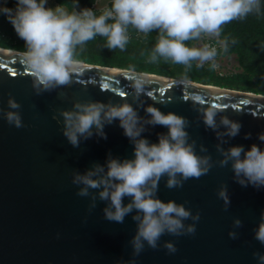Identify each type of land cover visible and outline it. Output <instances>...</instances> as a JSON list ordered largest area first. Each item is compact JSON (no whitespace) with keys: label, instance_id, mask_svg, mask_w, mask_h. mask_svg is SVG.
<instances>
[{"label":"clouds","instance_id":"9594fccd","mask_svg":"<svg viewBox=\"0 0 264 264\" xmlns=\"http://www.w3.org/2000/svg\"><path fill=\"white\" fill-rule=\"evenodd\" d=\"M48 5L49 0H16L14 9L0 6V14L8 18L18 38L24 41L20 60L37 96L83 77L86 66L79 53L89 42L99 37L105 42L104 48L124 52L132 32L145 38L155 33L154 45L141 52L148 64L182 66L184 81L194 66L202 69L208 65L214 71L219 67L217 58L237 43L234 38L222 35L225 26L264 11L262 0H110V5L98 9L80 7L77 2L71 11L64 4ZM125 75L131 102L127 98L123 102L76 100L71 109L59 110L54 119L62 123V135L73 148L93 137L107 140L106 126L117 121L133 145L132 158L121 159L109 152L103 164L93 162L83 172L73 170L71 182L77 186L78 196L89 198V213L97 208L98 202H103V216L109 222L123 224L131 215L136 225L128 242L132 258L118 264H137L136 257L146 247L152 250L162 247L167 254H175L176 244L166 240L161 245V238L166 234L195 235L201 218L199 211L193 214L186 207L187 202L161 199L162 179L166 178L165 188L179 189L186 181L207 175L214 166L230 165L233 182L244 188L264 189V149L256 143L248 149L230 145L241 132V122L221 115L224 110L219 105L205 106L201 97L194 95L191 101L199 114L197 124L202 121L205 130L215 133V148L222 158L214 161L207 146L197 145V140L191 137L187 129L192 122L187 117L164 113L155 104H145L142 97L146 92L151 96V92L147 91L150 79L144 73L133 70ZM65 95L59 93L61 97ZM7 105V110L0 107V119L17 129L25 127L22 105L11 93ZM157 126L167 132L157 133L158 141L151 142L143 134ZM244 138L250 139L251 133ZM258 140L264 143V131L258 133ZM217 197L227 211L232 203L227 184L218 188ZM84 222L87 223V217ZM243 226L240 218H234L229 238L238 239V229ZM252 231L253 238L264 246V211ZM253 257L256 264H264V253L256 251Z\"/></svg>","mask_w":264,"mask_h":264},{"label":"water","instance_id":"95a60500","mask_svg":"<svg viewBox=\"0 0 264 264\" xmlns=\"http://www.w3.org/2000/svg\"><path fill=\"white\" fill-rule=\"evenodd\" d=\"M21 52L0 48V107L7 110L11 93L22 105L25 125L17 129L0 119V264H118L131 259L128 242L136 231L131 215L123 224L109 222L103 216V202L89 213L90 200L76 194L71 174L75 169L83 172L93 162L103 164L109 152L121 159L132 158L133 145L117 121L106 126L107 140L93 137L73 148L62 135V123L54 117L61 109H71L76 100L123 102L127 98L131 102L125 74L133 70L83 62V77L37 96L20 60ZM144 74L150 79L147 91L151 92V96L146 92L142 97L145 104L187 117L192 122L187 129L191 137L197 145L207 146L214 161L222 158L215 148V133L205 130L202 121L197 124L199 114L191 101L194 95H199L205 106L219 105L224 110L221 115L241 122V132L230 145L248 149L256 143L264 149V143L258 140V133L264 131L263 95ZM60 92L66 95L61 97ZM140 115H144L143 109ZM161 132L167 129L157 126L143 135L157 142V133ZM246 133H251L250 139L244 138ZM232 176L230 165H217L207 175L186 181L183 188L169 190L164 186L166 178L162 179L160 198L187 202L186 207L193 214L199 211L201 218L195 235L166 234L161 238V245L166 240L176 244L175 254H167L162 247H146L136 257L137 264H256L253 253H264V246L253 238L252 229L264 211V189L241 187L232 181ZM222 184L228 185L232 202L227 211L217 197ZM237 217L244 226L238 229L239 238L232 240L228 233Z\"/></svg>","mask_w":264,"mask_h":264},{"label":"trees","instance_id":"16d2710c","mask_svg":"<svg viewBox=\"0 0 264 264\" xmlns=\"http://www.w3.org/2000/svg\"><path fill=\"white\" fill-rule=\"evenodd\" d=\"M53 1L56 5L64 4L71 11L77 2L80 7H93L96 0ZM2 6L14 9L16 0H10ZM262 7H264V0H262ZM131 35L132 39L124 52L104 48V40L98 37L84 47L79 53V58L88 64L182 79V66L165 63L148 64L146 57L141 55L142 51L154 45L155 33L147 38L135 32ZM222 35L237 41L235 45H230L229 52L224 55L235 57L238 71L221 74L217 70H209L208 65L202 69L194 66L188 73L187 81L264 96V47H261L264 45V11L260 15H251L244 21H234L226 25ZM0 48L17 51H23L24 48V41L18 38L12 24L2 14H0Z\"/></svg>","mask_w":264,"mask_h":264},{"label":"built area","instance_id":"2783aa9c","mask_svg":"<svg viewBox=\"0 0 264 264\" xmlns=\"http://www.w3.org/2000/svg\"><path fill=\"white\" fill-rule=\"evenodd\" d=\"M10 0H0V6L6 4ZM102 0H96L95 4L93 7L101 8L99 7V4L101 3ZM217 63L219 64V67L216 69L218 72L221 74H230V73H235L238 71L237 69V62L234 56H227L224 54H221L217 58Z\"/></svg>","mask_w":264,"mask_h":264},{"label":"rangeland","instance_id":"374dc122","mask_svg":"<svg viewBox=\"0 0 264 264\" xmlns=\"http://www.w3.org/2000/svg\"><path fill=\"white\" fill-rule=\"evenodd\" d=\"M110 4V0H102L101 3L99 4V7H103L105 5H109ZM56 4L53 0H49V5L50 7H54Z\"/></svg>","mask_w":264,"mask_h":264},{"label":"snow or ice","instance_id":"6c2138e0","mask_svg":"<svg viewBox=\"0 0 264 264\" xmlns=\"http://www.w3.org/2000/svg\"><path fill=\"white\" fill-rule=\"evenodd\" d=\"M103 87L106 89L107 88V85L105 84ZM121 95H124V93H121Z\"/></svg>","mask_w":264,"mask_h":264},{"label":"bare ground","instance_id":"6f19581e","mask_svg":"<svg viewBox=\"0 0 264 264\" xmlns=\"http://www.w3.org/2000/svg\"><path fill=\"white\" fill-rule=\"evenodd\" d=\"M241 94H244V93H241ZM246 95H249V94H246Z\"/></svg>","mask_w":264,"mask_h":264}]
</instances>
